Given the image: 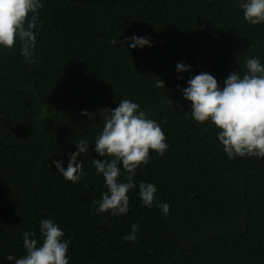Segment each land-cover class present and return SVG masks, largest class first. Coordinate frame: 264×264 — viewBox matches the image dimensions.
<instances>
[{
  "label": "trees",
  "instance_id": "16d2710c",
  "mask_svg": "<svg viewBox=\"0 0 264 264\" xmlns=\"http://www.w3.org/2000/svg\"><path fill=\"white\" fill-rule=\"evenodd\" d=\"M240 3L43 0L33 63L19 42L0 49V264L25 254L23 233L39 239L45 218L71 240L69 264H264V158L229 159L217 130L192 119L177 89L201 72L222 85L245 71L246 59L264 63V24L247 23ZM133 34L152 46L120 44ZM179 62L191 72L177 73ZM160 78L165 88L155 87ZM122 99L137 102L166 136L169 148L150 150L135 182L156 185L167 216L143 206L138 188L128 193L127 214H96L106 188L92 164L103 159L94 137ZM82 138L89 142L78 157L85 176L72 184L52 161L66 168ZM133 224L138 239L126 242Z\"/></svg>",
  "mask_w": 264,
  "mask_h": 264
},
{
  "label": "clouds",
  "instance_id": "9594fccd",
  "mask_svg": "<svg viewBox=\"0 0 264 264\" xmlns=\"http://www.w3.org/2000/svg\"><path fill=\"white\" fill-rule=\"evenodd\" d=\"M244 20L253 25L264 24V0H241ZM43 0H0V49L11 51L19 42L20 53L25 62L33 63L37 44L36 30L42 25L39 10ZM129 49L151 47L146 36L133 34L119 41ZM116 43V40H112ZM243 73L233 71L219 84L217 79L201 72L187 80V86L177 89L189 102L192 119L200 124H209L216 131L218 142L229 159L236 156L264 158V63L259 58H248ZM177 73L191 72V66L183 62L176 65ZM183 79V76H178ZM155 87L165 88L163 79ZM82 116L90 121L95 113L82 111ZM78 149L69 153L65 168L62 160H53L65 181L78 183L85 173L83 160L78 157L86 153L89 142L80 139L75 143ZM93 151L103 159L93 158L92 164L97 176L104 178L106 191L94 201L96 214L108 213L112 216L125 215L130 211V190L138 188V196L143 206L156 207L165 215L170 205L157 203L156 185L141 181L135 182L137 170L150 162V150L163 155L169 148L160 124L148 117L146 111L132 100L122 99L118 106L109 109L104 116L102 129L94 137ZM124 177L122 180L121 177ZM39 239L36 233H23L25 254L17 258L6 255L12 264H69L68 256L71 240L64 239L59 224L49 218L39 221ZM139 225L133 224L131 231L122 239L135 242L138 239Z\"/></svg>",
  "mask_w": 264,
  "mask_h": 264
}]
</instances>
